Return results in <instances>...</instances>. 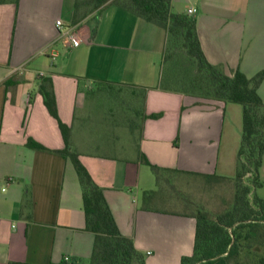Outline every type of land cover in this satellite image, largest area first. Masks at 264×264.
Here are the masks:
<instances>
[{
    "label": "crops",
    "instance_id": "crops-1",
    "mask_svg": "<svg viewBox=\"0 0 264 264\" xmlns=\"http://www.w3.org/2000/svg\"><path fill=\"white\" fill-rule=\"evenodd\" d=\"M172 9L196 20L211 63L248 77L264 69V0H172ZM72 34L82 39L79 45ZM166 44L163 27L115 4L0 3V264H90L93 253L82 187L71 159L57 151L65 141L39 91L42 76L53 79L59 115L72 129L71 148L105 189L119 228L146 264H181L193 253L197 220L189 202L172 208L170 178L159 183L143 155L171 169L176 180L233 181L243 107L162 88ZM103 83L142 92V105L132 98L138 115L127 116L120 106V124L95 128L88 97ZM259 94L264 100V80ZM151 114L160 116L144 118ZM112 116L113 110L108 120ZM128 117L134 129L126 125ZM130 134L135 136L127 143ZM30 138L45 149L30 147Z\"/></svg>",
    "mask_w": 264,
    "mask_h": 264
},
{
    "label": "trees",
    "instance_id": "trees-1",
    "mask_svg": "<svg viewBox=\"0 0 264 264\" xmlns=\"http://www.w3.org/2000/svg\"><path fill=\"white\" fill-rule=\"evenodd\" d=\"M7 1L9 0H0V3ZM13 1L18 3L19 0ZM96 2V5L120 6L167 31L162 88L201 94L241 104L243 107L242 140L238 152L237 173L233 178L236 184L234 203L216 216H211L202 209L194 212L197 220L194 251L191 255L183 256L181 264H214L220 259L238 264H264V199L255 194V189L263 184L260 170L264 161V100L259 94V87L264 80V69L255 76L248 77L240 69L228 73L222 65L211 63L203 51L196 20L189 14L174 12L172 0ZM184 61L187 62L186 66L182 65ZM191 67L193 82L189 81L191 76H188ZM193 85L200 90L190 89ZM115 87L118 88L116 85L103 83L98 88L112 92ZM39 91L49 113L57 119L65 141V148L57 151L71 159L82 187L86 229L95 234L90 264H146V257L136 248L134 240L123 234L119 228L105 197V189L94 180L80 160L78 152L71 148L72 129L59 115L52 77H40ZM132 93L131 98L134 95V100H140L142 105L143 93ZM127 103L131 110L135 109L136 106H131L132 102ZM127 103L120 102L124 111ZM136 111L138 115V109ZM159 116L160 114H151L144 115V118ZM130 127H133V123ZM28 145L35 149H45L43 144L33 138L28 140ZM143 162L151 167L159 183L169 180L171 169L151 163L145 155ZM250 175L253 176L252 179H249ZM252 193L254 197L251 199ZM152 194L153 191L145 192V199ZM257 245L262 250L256 249ZM7 264L37 263L9 261Z\"/></svg>",
    "mask_w": 264,
    "mask_h": 264
},
{
    "label": "rangeland",
    "instance_id": "rangeland-1",
    "mask_svg": "<svg viewBox=\"0 0 264 264\" xmlns=\"http://www.w3.org/2000/svg\"><path fill=\"white\" fill-rule=\"evenodd\" d=\"M96 0H79V5L84 7H93L96 4ZM181 62V58L179 57V63ZM187 62H182V65L186 66ZM188 76L190 78L189 81L193 82L194 80V74L192 67L188 70ZM181 77V76H180ZM183 81H186L185 78L182 77ZM188 82V81H187ZM192 85V84H191ZM103 87V86H102ZM104 88V87H103ZM103 88H98L94 90L93 93L89 94V105H87V109L91 112L95 124V128H102L105 124H107L108 121H119V124L123 121L122 119L125 118V114L123 110H120V102L121 103H127V102H134L133 97L130 96V91H128L126 88L121 89L120 87H115L112 89V92ZM188 88V87H187ZM196 88L199 89L198 86L193 85L190 86V89ZM200 90V89H199ZM195 96H201V97H208L201 94H192ZM238 105V104H237ZM240 105V104H239ZM126 107V110L129 112H125L126 115H131V117L137 115V108L135 107L131 108L129 107V104L127 103L124 105ZM131 106H133V103H131ZM113 110V116L112 120H108L107 116L109 115V112ZM109 111V112H107ZM127 118L125 120L126 125L130 126L131 123H133L134 129V120L133 118ZM130 119H132L130 121ZM138 121V120H137ZM138 123V122H136ZM116 126V124H115ZM114 126V127H115ZM136 126H139L138 124ZM117 127H115L116 129ZM122 129V127L119 126V130ZM138 130V129H137ZM243 131V130H242ZM126 134L124 135V143L126 140ZM135 135L130 136L127 138V143L134 138ZM133 143V141L131 142ZM151 171V170H150ZM252 175L249 176V179H252ZM183 178H185L183 176ZM183 178H180L178 180L175 179V176H171L170 174V182L172 185L171 189L169 188V191H167V194L169 196H172L174 198V205L172 208H179V209H185L179 207V203H188V201H191V204L188 203L187 209L189 211L197 212L199 209H202L203 211H208L211 216H216L221 213H223L228 207H230L235 200V192H236V184L234 181L230 180H220L216 178H202V177H189V181L183 180ZM260 179L262 181V186L257 187L255 189V194L264 199V168H261L260 170ZM254 197V194L252 193L250 195V198L252 199ZM256 249L262 250V247L257 245L255 247Z\"/></svg>",
    "mask_w": 264,
    "mask_h": 264
},
{
    "label": "built area",
    "instance_id": "built-area-1",
    "mask_svg": "<svg viewBox=\"0 0 264 264\" xmlns=\"http://www.w3.org/2000/svg\"><path fill=\"white\" fill-rule=\"evenodd\" d=\"M195 10L194 9H190L189 12L193 13ZM57 24L59 26L63 25V21L61 19L57 20ZM71 41L74 45H79L82 41V39L80 37H78L77 35L72 34L71 36Z\"/></svg>",
    "mask_w": 264,
    "mask_h": 264
}]
</instances>
